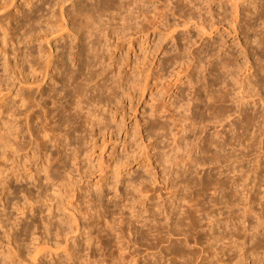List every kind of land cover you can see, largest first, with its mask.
I'll return each instance as SVG.
<instances>
[{
    "label": "rangeland",
    "instance_id": "1",
    "mask_svg": "<svg viewBox=\"0 0 264 264\" xmlns=\"http://www.w3.org/2000/svg\"><path fill=\"white\" fill-rule=\"evenodd\" d=\"M4 1L0 0V264H129L133 250L139 251L142 261L140 255L152 251L148 247L159 224L167 227L157 230L170 235L175 244L174 264H198L200 251L214 257L205 264H264V10L260 6L264 0H241L239 30L225 23L229 30L221 25L222 31L212 35L211 25L220 22L224 8L231 10L230 3L222 8L216 0L212 10L195 2L202 5V12L197 7L194 11L202 13L206 29L183 23L181 0H143L148 15H129L125 23L114 9L104 11L97 36L98 64L85 85L89 95L80 119L87 117L90 127L55 122L58 112L52 103L48 106L56 134H69L66 141L79 145L66 159L59 157L63 148L58 140L48 141L40 153L15 152L22 122L18 112L24 109L21 96L29 90L20 88L22 75L13 57L16 45L24 52L26 45L32 46L35 53L28 57L30 63H24L29 80H33L29 66L51 53L58 61L64 59L61 71L68 67L79 76V62L74 59L78 40L59 39L55 32L62 4L67 11L79 0ZM39 6L49 14L41 22L43 30L29 44L27 40L18 44L17 36L12 41L25 12ZM216 41L223 47L211 46ZM62 44L68 47L64 53ZM208 44L215 49L209 73L201 68V62L209 59L204 53ZM5 54L10 57L7 68ZM222 60L237 67L233 77L218 69ZM77 80L76 85L82 79ZM63 83L62 73L53 70L40 84L46 94L56 96L58 105L68 106L76 85L65 91ZM173 92L176 100L170 99ZM255 93L257 105L245 103V111L237 114L234 100ZM252 116L256 117L249 122ZM220 146L223 151L217 153ZM223 181L225 189L220 186ZM190 202L196 209L188 207ZM199 208L203 210L196 212ZM171 226L175 235L166 234ZM135 228L143 234H135Z\"/></svg>",
    "mask_w": 264,
    "mask_h": 264
},
{
    "label": "bare ground",
    "instance_id": "2",
    "mask_svg": "<svg viewBox=\"0 0 264 264\" xmlns=\"http://www.w3.org/2000/svg\"><path fill=\"white\" fill-rule=\"evenodd\" d=\"M7 1V0H6ZM4 1V3L6 2ZM57 1V0H56ZM61 1V0H60ZM92 3L90 4L89 3V0H79L78 3H74L73 5V9H69L67 11H65V7L63 6L62 4V7H61V11H62V15H61V18L60 19V23L58 24V32L55 31L58 35V38L59 39H67L71 36H73V38H75L76 40H78V44L77 45V48L78 51L75 53L76 55L74 56V59H76L78 62H79V68H80V75L77 76L74 71H72L70 68L66 67L63 71H61V68L62 67H65L66 63L63 61L64 59H62L61 61H58L57 58H55V56L53 55V53H51L50 55H47L46 58L44 60H41L42 62H39L37 65H30V74L32 76V79L33 80H29L28 79V76L25 75V65L24 63H27L29 62L30 60L28 59V57H32L33 56V53L34 50L32 48V46H28L26 45V51H22L21 48H18V46L16 45V47L14 48V57L13 59L15 60V65L19 68V73L20 75H22V77H18V81L20 83V88L21 90H23L25 87H27V89L29 90V93L27 96H21L22 98V101H23V104L22 106H24V109L23 110H20L18 112V115L20 117V121H22L19 125H18V130H17V133H16V138H15V141H14V150L15 152L19 153V152H33V153H40L42 150H44V147L46 146L47 142L50 141H54V140H58L60 145H62V151H59L60 153V158L61 159H66L68 158L69 156H71V154L73 153H69V152H72V151H75L78 146L76 145V143H73V141H66V137H69L70 135L67 134L66 137L61 135V134H56V127H54V124L52 125L51 124V120L49 119V103H52L53 104V110L54 111H57V116L59 117L57 121L55 122H58L61 124L64 123L66 125L65 122L68 121V123H72V122H80L82 125L87 124V126L90 127V123L89 122V119L86 117V120L85 121H81V112L86 108L85 105H86V97L89 95L88 93V90H86L85 88V85L91 81L92 77H93V68L97 66L98 64V61H96V57L98 56V43H97V36L98 35V28L101 26V23L103 21V14L104 11H111L112 9H114L115 11H117L116 13L118 15H121V20L122 22L126 21L130 18L129 15H143L145 13H147L145 10V2H143V0H124V1H121V0H91ZM181 8H180V17L183 18V23L185 25H188V24H194V25H199L201 26L203 29H206V25H205V22L204 20L202 19V13H200L199 15L194 11V8L198 9L199 12H202V8L200 5H197L195 2L198 3V0H181ZM187 1V2H185ZM199 1H202L204 2V4L211 8L213 10V5L215 4L216 0H199ZM219 1L220 4H222V8H224V3H230V8L231 10H229L227 7L226 9L224 8V11H222L223 13L220 15L221 16V19H220V22L219 20L218 21H215L212 25H211V28L212 30H210V35H212V33L214 34V31H217V34L220 33L222 30V28H220V26L222 25V27L225 29V30H229V27H225V23L229 24V26H231L234 31H238L239 30V26L241 25V21H242V8H241V4H240V1L241 0H217V2ZM54 2V1H53ZM94 2V3H93ZM159 2V1H158ZM170 2V1H169ZM176 2H178L176 0ZM58 4H61V2H57ZM63 3V2H62ZM259 3V2H257ZM6 4H8V2H6ZM176 4V3H175ZM194 4V5H193ZM199 4V3H198ZM262 4V5H261ZM260 4V6H262V9L264 10V2H262ZM50 6H52L51 3H49ZM166 5V4H165ZM173 5V4H172ZM228 5V4H227ZM159 6H162V5H159ZM178 6V5H177ZM177 6H176V9H177ZM17 7V6H16ZM167 7V6H166ZM50 8V7H49ZM164 8V7H162ZM169 8V7H168ZM205 8V7H204ZM203 8V9H204ZM259 8V7H258ZM52 9V8H51ZM157 9V8H156ZM172 9V8H171ZM228 9V10H227ZM151 10V9H150ZM158 10V9H157ZM163 10V9H162ZM169 10V9H168ZM223 10V9H222ZM52 11V10H51ZM149 11V10H147ZM156 11V10H155ZM161 11V10H160ZM159 11V12H160ZM175 11V10H174ZM230 11V12H229ZM47 12V11H46ZM163 12V11H161ZM258 12V11H257ZM262 12V11H261ZM113 13V12H112ZM149 13V12H148ZM147 13V15H148ZM157 13V12H156ZM174 13V12H173ZM249 13V12H248ZM252 13V12H251ZM163 14V13H162ZM159 13V15H162ZM49 15V14H47ZM45 13H44V9L43 7L39 6L37 9H30L29 11H26L25 14L22 16L23 18V23L22 25L18 28V31H15L13 32V36L10 38L12 41L14 40V36H17L18 38V44L20 43H23L22 41L25 42V40H27L26 43L30 42L29 40L30 39H33V37H35L37 35V32L38 31H42L43 30V27L41 25V22L42 20L44 19V17L47 16ZM117 15V16H118ZM123 15V16H122ZM146 15V14H145ZM154 15V14H153ZM156 15V14H155ZM166 15V13L164 14ZM172 15V14H171ZM53 16V15H52ZM115 16V15H114ZM219 16V15H218ZM229 16L232 18V22H231V19L229 18ZM50 19V17H49ZM251 19V18H250ZM253 19V18H252ZM182 20V19H181ZM140 22L139 21V25H140ZM243 22V21H242ZM53 23V22H52ZM125 23V22H124ZM231 23V24H230ZM18 24V23H17ZM137 24V25H138ZM179 24V23H178ZM183 24V25H184ZM261 25V24H260ZM17 26V25H16ZM228 26V25H227ZM243 29V28H242ZM233 31V32H234ZM257 31V30H256ZM54 32V33H55ZM40 33V32H39ZM260 33V32H259ZM262 34V33H261ZM39 35V34H38ZM179 37V36H178ZM249 37V36H248ZM258 37V36H257ZM256 37V39H257ZM260 37V36H259ZM262 38V36H261ZM56 39V37H55ZM260 42V39H258ZM219 42V41H218ZM264 42V41H263ZM262 42V43H263ZM29 44V43H28ZM207 44V43H206ZM211 44V43H210ZM210 44L207 45L204 53H206V57H208L209 59L207 61H205V63L202 61L201 63H203L204 65L199 66L201 68H203L204 71H207L208 73L211 72L212 68L214 67V63L213 61L210 59L211 57H213V52L215 51L214 47H213V50L210 49ZM217 44V41L216 42H213L211 44V46H216ZM220 44V43H219ZM218 44V45H219ZM217 45V46H218ZM217 46H216V49H217ZM221 47L222 44H220ZM262 46V45H261ZM67 44H62V52L64 53V51L67 49ZM212 48V47H211ZM219 48V47H218ZM221 49V48H219ZM41 52V50H40ZM167 53V52H166ZM179 53V52H178ZM203 53V54H204ZM40 54V53H39ZM80 56V57H79ZM204 56V55H203ZM5 58V63H4V66H6V68L8 67V61H9V55H8V58L5 54L4 56ZM42 57V56H41ZM58 57V56H57ZM79 57V58H78ZM226 57V56H225ZM231 57V56H230ZM230 57L228 60H230ZM63 58V57H62ZM204 58V57H203ZM228 58V57H227ZM73 59V58H72ZM205 59V58H204ZM226 59V58H225ZM176 60V59H175ZM174 60V61H175ZM228 60H222L220 62H217V66H218V69H221L223 71V73H228L230 75V77H233L234 76V73L237 69V67L234 68V63L231 61V62H228ZM167 61V60H166ZM179 61V60H177ZM200 61V60H199ZM234 61V60H233ZM236 61V60H235ZM234 61V62H235ZM260 62V61H259ZM257 62V64L259 63ZM30 63V62H29ZM216 63V62H215ZM262 64V63H261ZM198 65V64H197ZM204 66V67H203ZM216 66V65H215ZM191 67V66H190ZM257 67V66H256ZM192 68V67H191ZM200 68V70H201ZM251 70L254 69L252 67H250ZM249 68V69H250ZM216 69V68H215ZM214 69V70H215ZM60 71L62 73V80L64 81V83L62 84V89L66 91V89H68L69 87H71L73 84L72 83H75L74 85H76V80L78 78H81V83L79 82V84L76 85V87L72 90V94L70 95V97H72L71 101H70V105H65L63 106L62 104L61 105H58L57 104V100H56V96L53 95L51 96L50 95V92L48 94H46L45 91H43L41 89V84L40 83H43L46 78L48 77H51V72L52 71ZM217 70V69H216ZM235 70V71H234ZM213 71V70H212ZM221 71V72H222ZM225 71V72H224ZM246 71V70H245ZM257 69H255V73L253 75H257ZM220 72V71H219ZM247 72V71H246ZM262 72V71H261ZM202 73V72H201ZM222 73V74H223ZM24 74V75H23ZM213 74V73H212ZM259 74V73H258ZM85 75V77L83 78V76ZM203 75V74H202ZM214 75V74H213ZM221 75V74H220ZM224 75V74H223ZM244 75V73H243ZM206 76V74H205ZM245 76V75H244ZM189 78V81L192 82V75L190 74V76L188 77ZM202 79V77H201ZM211 80V79H210ZM73 81V82H72ZM261 81V80H260ZM72 82V83H71ZM217 82V81H216ZM225 82V81H224ZM230 82V80H229ZM256 82V81H255ZM77 83H78V80H77ZM220 83V81H219ZM259 83V82H258ZM221 84V83H220ZM224 84V83H223ZM256 84V83H255ZM71 85V86H70ZM209 85V84H208ZM212 85V84H211ZM260 86V85H259ZM110 87V86H109ZM108 87V88H109ZM261 88V87H260ZM110 95L113 97H115L116 95V91L113 87H110ZM205 89V88H204ZM52 90H54L52 88ZM172 90V89H171ZM181 90V89H180ZM210 90V89H209ZM219 91L221 89H218ZM224 90V88H223ZM182 91V90H181ZM195 91H197V89H195ZM194 91V92H195ZM71 92V91H70ZM170 92V91H169ZM213 92V91H212ZM244 91H242L243 93ZM246 92V91H245ZM179 93V92H178ZM229 93V92H227ZM226 93V94H227ZM88 94V95H87ZM209 94L211 95V92H209ZM218 94V93H217ZM225 94V92H224ZM245 94V93H244ZM170 95V94H169ZM197 95V94H195ZM246 96L248 95V93L245 94ZM245 95H243V97L240 98H237L235 101V103H238V107L236 106V108H238L236 110L237 114H242V111L244 110L243 108H245V103H253L254 105L258 103V101L256 100V93L254 95V97H252L253 95H250L251 98H247V97H244ZM261 95V94H260ZM66 96V95H65ZM174 92L173 94H171L170 96V99L173 98V100L175 99L174 97ZM178 96V94H177ZM196 97V96H195ZM197 97H199L197 95ZM201 97V96H200ZM199 97V98H200ZM222 97L225 98V95H223ZM221 97V98H222ZM168 98V97H167ZM191 98V97H189ZM215 98V97H214ZM220 98V99H221ZM259 101L261 102L262 98L261 96L259 97ZM94 99V98H93ZM169 99V100H170ZM196 99V98H194ZM202 99V98H200ZM227 100V95H226V98ZM176 100V99H175ZM193 100V99H191ZM190 100V101H191ZM203 100V99H202ZM187 101V100H186ZM194 101V100H193ZM225 101V100H223ZM232 101V102H234ZM207 102V101H206ZM214 102V101H213ZM263 102V101H262ZM202 103V102H201ZM264 103V102H263ZM176 104V103H175ZM204 104V103H203ZM7 105V102H6V99H4L3 101V106H6ZM222 105V104H221ZM188 106V105H187ZM223 106V105H222ZM244 106V107H243ZM249 106V105H248ZM6 108V107H5ZM196 109V108H195ZM220 109V107H219ZM52 111V109H51ZM245 111V110H244ZM240 112V113H238ZM188 113V112H187ZM254 113V112H253ZM252 113V114H253ZM256 113H257V110H256ZM220 114V113H219ZM222 114V113H221ZM228 114V113H227ZM234 115V114H233ZM232 115H230L229 117H231ZM242 117V116H241ZM256 116H252L251 118H249V122H252V120L255 119ZM219 118V117H218ZM226 118V117H224ZM224 118H221V119H224ZM232 118V117H231ZM19 119V118H18ZM56 119V118H55ZM217 119V118H216ZM241 120V119H240ZM220 121V120H219ZM246 121V120H245ZM264 121V120H263ZM217 122V121H216ZM222 122V121H221ZM225 122V121H224ZM79 123V124H80ZM231 123V122H230ZM234 123V122H233ZM57 124V123H56ZM221 124V123H220ZM73 125V123H72ZM81 125V126H82ZM192 125V124H191ZM242 125V123H241ZM244 125V124H243ZM253 125V123H252ZM254 125H257V122L255 124L254 122ZM71 126V125H70ZM85 126V125H84ZM161 126V125H160ZM189 126V125H188ZM230 126V125H229ZM246 127V125H245ZM75 128V126L73 127ZM80 128H83V127H80ZM159 128V127H158ZM192 128V127H191ZM225 128V127H223ZM233 128V127H232ZM250 128V127H249ZM77 130V129H76ZM82 130V129H80ZM87 130V129H86ZM248 130V129H247ZM66 131V130H65ZM74 131V130H73ZM75 133H77V131H75ZM80 133V132H79ZM65 134V133H64ZM82 134V133H80ZM80 134H77V136H79ZM235 134V133H234ZM233 134V135H234ZM63 137H61V136ZM217 135H220V134H217ZM76 136V135H74ZM81 136V135H80ZM84 136V135H82ZM81 136V137H82ZM238 137V136H236ZM75 138V137H74ZM87 138V137H86ZM81 139V138H80ZM242 139V138H241ZM257 139V138H256ZM203 140V139H202ZM77 141V140H75ZM78 141H79V138H78ZM77 141V144H79ZM207 141V140H206ZM213 142V141H212ZM221 142V141H220ZM246 142V141H245ZM256 142V140H255ZM210 143V142H209ZM208 143V144H209ZM216 143V142H215ZM218 143V142H217ZM230 143V142H229ZM201 145V144H200ZM235 145V144H234ZM207 146V145H206ZM205 146V147H206ZM209 146V145H208ZM199 147V146H198ZM201 147V146H200ZM221 148V149H220ZM220 150H217L218 152L217 153H220L221 151H223V148L222 146H220ZM217 149V148H216ZM206 150V148H205ZM234 150V149H233ZM204 151V150H202ZM215 153V152H214ZM214 155L213 156V160H216L218 155ZM236 153V152H235ZM201 155V154H200ZM207 155V154H206ZM220 155V154H219ZM230 155V154H229ZM202 156V155H201ZM227 156V155H226ZM223 157V156H222ZM203 159V158H202ZM211 159V160H212ZM201 162H203V160L201 161V157H200V164ZM52 172L54 174H57V171L55 169H52ZM219 176V175H218ZM220 177V176H219ZM201 178V177H200ZM217 179V178H216ZM227 181V180H226ZM226 183V182H220V186L222 187V189H225V186L223 187V185ZM232 192V191H231ZM214 193V192H213ZM216 193V192H215ZM221 193V191H220ZM116 195V194H115ZM215 195V194H214ZM219 196V195H218ZM200 197V196H199ZM225 198V197H224ZM126 199V198H125ZM124 199V200H125ZM121 200V199H120ZM185 200V199H184ZM211 200V199H210ZM184 203V202H183ZM188 203V202H187ZM186 204V203H185ZM184 204V205H185ZM190 205L192 204L191 202L189 203ZM188 204V205H189ZM119 205V204H117ZM188 206L190 207V209L194 206L191 205V206ZM203 206V205H202ZM182 208V207H181ZM195 208V206H194ZM247 208V207H246ZM184 209V208H183ZM189 209V208H188ZM196 209V208H195ZM200 210H203V209H200L199 210H196L197 211H200ZM186 213L188 212L189 213V217H190V211H185ZM178 213V212H177ZM185 213V214H186ZM195 213V212H194ZM172 213H170L171 215ZM198 214V213H197ZM248 214V213H247ZM173 215V214H172ZM171 215V216H172ZM183 215V214H181ZM193 215V219H194V214H191V216ZM200 216V215H199ZM205 216V214H204ZM164 217V216H163ZM182 217V216H180ZM179 217V218H180ZM185 217V216H183ZM182 217V218H183ZM197 217V216H196ZM178 218V217H177ZM178 218V219H179ZM176 219V218H175ZM185 219V218H184ZM166 221V219H164ZM174 220V219H172ZM180 220V219H179ZM183 219H181L182 221ZM192 220V219H191ZM156 221V220H155ZM162 221V220H161ZM185 221V220H184ZM195 221V220H194ZM168 222V220L166 221ZM197 222H199L197 220ZM132 223V222H131ZM159 224V222H157ZM162 223V222H161ZM169 223V222H168ZM167 223V224H168ZM174 223V222H173ZM166 224V225H167ZM190 224V223H189ZM193 224V223H192ZM130 225V224H128ZM146 225V224H145ZM151 225V224H150ZM187 225V224H186ZM194 225H196V222H194ZM193 225V226H194ZM139 226V225H138ZM160 226V228L162 227V224L160 225H157V227ZM170 226V225H169ZM175 226V225H174ZM180 226V225H178ZM190 226V225H189ZM201 226V225H200ZM130 227V226H129ZM156 227V226H155ZM157 227L155 229V233L156 234V238H154V242L150 243V247H148L149 249H151V253H145L144 256L140 255L141 256V260L140 261V258H137V256L140 254V253H136V250H133L130 251L132 252V256H131V264H174V262L177 260H175L176 256H172L173 255V246H175V244H173V240L167 236L165 237V234L162 235L161 231L158 229L157 230ZM163 227L166 228L167 226H164L163 224ZM162 227V228H163ZM182 227V226H181ZM195 227V226H194ZM120 228V227H119ZM132 228V227H131ZM150 228V227H149ZM161 228V230H163ZM173 227L171 226V228H167L166 231L167 233L166 234H174V232H176L174 229H172ZM176 228V227H174ZM191 228V227H190ZM199 228V227H198ZM196 228V230L198 229ZM130 229V228H129ZM193 229V228H192ZM133 230V229H132ZM165 230V229H164ZM177 230V228H176ZM187 230V229H186ZM131 231V230H130ZM157 232V233H156ZM164 232V231H163ZM178 232V231H177ZM188 232V231H187ZM194 232V231H193ZM180 233V232H179ZM198 233V232H197ZM258 233V232H257ZM121 234V233H120ZM135 234H143V231L140 229V228H135ZM153 234V233H152ZM179 235V234H178ZM181 235V234H180ZM185 236V243L186 244H190V240L188 239L186 233H182L181 236ZM189 235V234H188ZM199 235V233H198ZM235 235V234H234ZM241 235V234H240ZM245 235V234H244ZM262 235V234H260ZM172 236V235H171ZM180 236V237H181ZM191 236V235H190ZM254 236V235H253ZM151 237V236H150ZM244 237V236H243ZM126 239V237H124ZM215 238V237H214ZM192 239V238H191ZM117 240V239H116ZM121 241V239H119ZM195 240V239H194ZM207 240V239H206ZM128 241V239H127ZM199 241V240H198ZM198 241H195L196 244H199ZM203 241V240H202ZM149 242V241H148ZM238 242V241H237ZM100 243V242H99ZM167 243V244H165ZM201 243V242H200ZM233 243V242H232ZM253 243V242H252ZM129 244V243H128ZM163 244H165V247L162 248L160 246H162ZM212 244V243H211ZM229 243H227L228 245ZM101 245V244H100ZM145 245V244H144ZM148 245V244H147ZM193 245V244H192ZM215 245V244H213ZM103 246V245H102ZM164 246V245H163ZM196 246V245H195ZM201 246V245H200ZM199 246V247H200ZM226 246V245H225ZM228 247V246H227ZM257 247V244L255 243L252 248L255 249ZM98 248V246H97ZM181 248V247H180ZM206 248V247H205ZM208 248V247H207ZM210 248V247H209ZM259 248V247H258ZM100 250H102L101 248H99ZM128 249V248H127ZM146 249V248H145ZM189 249V248H188ZM202 250V249H201ZM214 250V249H213ZM259 250V249H258ZM128 251V250H127ZM171 251V252H169ZM179 251V250H178ZM92 252V251H91ZM98 252V251H97ZM103 252V251H102ZM150 252V251H149ZM180 252V251H179ZM188 252V251H187ZM201 254L199 256H197V258L195 259H198V264H203L206 260H213V256L210 255V256H206V252L204 255V251H200ZM221 252V251H220ZM219 252V253H220ZM232 252V251H231ZM235 252V251H234ZM96 253V252H95ZM181 253V252H180ZM191 253V252H190ZM203 253V254H202ZM217 253V256L218 254ZM223 253V252H222ZM97 254V253H96ZM100 254V253H99ZM98 254V255H99ZM175 254V253H174ZM183 254V253H182ZM212 254V253H211ZM89 255V254H88ZM94 255V254H93ZM168 255H170L168 257ZM184 255V254H183ZM191 255V254H190ZM198 255V254H196ZM204 255V256H203ZM214 255V254H213ZM231 255V254H230ZM103 256V255H102ZM130 256V255H129ZM192 256V255H191ZM242 256V255H241ZM139 257V256H138ZM143 257V259H142ZM179 257V256H178ZM182 257V256H181ZM184 257V256H183ZM182 257V259H183ZM188 257V256H187ZM190 257V256H189ZM219 257V256H218ZM90 258V257H89ZM100 258V257H99ZM103 258V257H102ZM101 258V259H102ZM130 258V257H129ZM104 259V258H103ZM191 259V258H190ZM189 259V260H190ZM194 259V257H193ZM192 259V260H193ZM194 259V260H195ZM93 260V259H92ZM181 260V259H180ZM188 260V259H187ZM186 260V262H187ZM86 261V259H85ZM89 262V261H88ZM129 262V261H128ZM192 262V261H191ZM208 262V261H207ZM129 263V264H130ZM194 263V261H193ZM206 263V262H205ZM204 263V264H205ZM217 262L215 261V264ZM219 263V262H218ZM90 264V263H89ZM94 264V263H93ZM177 264V262H176ZM180 264V263H179Z\"/></svg>",
    "mask_w": 264,
    "mask_h": 264
}]
</instances>
